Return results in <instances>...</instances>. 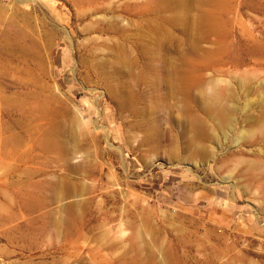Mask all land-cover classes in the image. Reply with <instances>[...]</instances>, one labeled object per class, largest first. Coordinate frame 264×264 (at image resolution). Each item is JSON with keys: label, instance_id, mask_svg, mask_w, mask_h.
I'll list each match as a JSON object with an SVG mask.
<instances>
[{"label": "rangeland", "instance_id": "obj_1", "mask_svg": "<svg viewBox=\"0 0 264 264\" xmlns=\"http://www.w3.org/2000/svg\"><path fill=\"white\" fill-rule=\"evenodd\" d=\"M0 264H264V0H0Z\"/></svg>", "mask_w": 264, "mask_h": 264}]
</instances>
